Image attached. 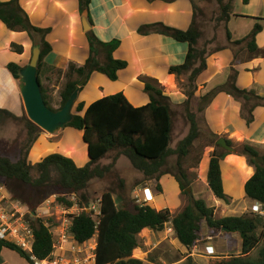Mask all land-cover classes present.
Wrapping results in <instances>:
<instances>
[{
  "label": "trees",
  "instance_id": "trees-1",
  "mask_svg": "<svg viewBox=\"0 0 264 264\" xmlns=\"http://www.w3.org/2000/svg\"><path fill=\"white\" fill-rule=\"evenodd\" d=\"M217 1L220 5L218 20L224 21L226 25L232 13V3L225 0ZM243 2L247 3L248 0H243ZM89 3L90 0H78L79 12L88 11ZM193 4L192 22L186 30H179L157 22L143 24L138 27L137 31L142 35L155 32L170 36L180 42H186L188 51L184 61L169 66L168 72L177 78L188 72L190 86L194 84L196 87L197 76L207 67V54L198 50L196 46L201 37V31L196 23L195 2ZM0 21L10 31L26 32L32 45H39L40 56L37 73L44 102L51 107L40 73L44 57L52 50L46 37L53 27H41L33 24L22 8L20 0L0 1ZM261 29L262 26L256 23L245 38L237 40L235 43L248 40L249 52H255L257 50L255 38ZM226 35L230 38L227 25ZM35 36L38 37L37 40ZM86 38L89 54L84 63L70 62L63 72L67 80L59 93L60 107L64 105L76 88L79 91L83 88L91 73L99 72L114 81L118 78V71L127 66L125 60L113 56V52L120 44L118 39L101 41L92 30L86 32ZM10 49L16 53H22L23 47L18 43L11 42ZM101 56L104 58L103 61L100 59ZM21 67L14 61L6 64V68L16 80L20 77ZM82 79L85 80V83L80 85L79 82ZM156 84L154 80H144L143 90L148 93L149 101L141 106H133L121 91L98 98L86 107L84 102L78 101L77 97L72 108V119L66 126L82 132V139L87 146L89 157V161L85 165L77 166L72 158L57 152L43 156L35 164L28 161L27 152L17 161H12L0 154V176L19 180L32 187L53 186L60 193L75 194L77 197L75 203L79 207H83L89 203L86 188L90 180L95 177H103L111 169V165L104 167L92 165L109 151L119 150L128 158L133 168L140 171L145 177H153L156 180H159L165 173L167 157L175 155L176 172L173 176L179 190L187 193L186 187L189 185L187 169L184 165L193 152L195 140L201 135L197 116L189 109L190 100L195 96L196 88L192 86L194 88L186 93L184 101L189 123L188 132L172 148L170 142L173 119L169 104L170 97L165 95L163 88ZM219 92L229 94L240 103V113L248 127H251L255 122L254 109L258 106L264 108V96L256 94L253 89L239 88L236 85V72L233 70L223 84L198 97L199 103L202 104L198 111H202ZM2 114L13 116L5 109H0V117ZM28 127L32 135L39 129L31 121L28 122ZM35 137L33 136L32 141ZM215 141L211 140L208 144L213 145L214 149L208 155L205 180L212 194L218 200L227 202L229 196L224 189L222 165L229 152L217 147ZM227 142L231 145V141ZM236 150L239 155L246 157L248 165L254 169L252 176L243 184V193L250 201L258 202L264 209V153H261L250 142L239 144ZM201 157L202 151L197 156L195 155L192 167H197ZM33 169L37 171V177L32 176ZM119 196L120 204L116 202L111 191H104L100 197V213L97 218L93 216L92 211L87 212L85 209L73 216L70 230L77 241L85 242L96 235L93 264H146L143 259L133 256V250L139 245V233L144 228L161 231L167 225L171 226L175 237L187 248L203 237L201 232L204 231V228L207 236L214 237V231L238 234L241 238L240 252L225 256H213L210 264H264V230H262L264 215L249 211L241 215L217 218L214 206H210L203 198L192 196L189 203L176 214H172L168 208L156 209L152 204L142 206L134 204L130 209L125 204L124 198ZM57 200L67 207L74 205V202L66 198L65 195L58 196ZM30 224L34 233L33 252L38 258H45L53 250V235L41 218L30 220ZM4 248L17 252L30 262L28 255L14 243L0 240V255ZM255 249H257L256 255L253 256L252 252ZM149 257L151 258V256ZM149 257L148 261L152 262L153 260ZM186 264H195V262L192 257H187Z\"/></svg>",
  "mask_w": 264,
  "mask_h": 264
},
{
  "label": "crops",
  "instance_id": "crops-1",
  "mask_svg": "<svg viewBox=\"0 0 264 264\" xmlns=\"http://www.w3.org/2000/svg\"><path fill=\"white\" fill-rule=\"evenodd\" d=\"M193 2L191 0H90L87 11L91 24L90 30L101 41L118 39L120 44L113 52V56L125 60L127 66L118 71L117 80L111 82L112 85L116 83L117 89L109 92L103 90V85L109 83L106 79L103 78V83L100 85L92 83L95 76L98 75L93 73L87 83L89 85L92 83L88 87L91 88L95 97L88 99V93L84 94L83 87L78 91V101L84 102L86 107L98 98L121 91L133 106H141L146 104L149 99L146 103L134 104L126 90H131L136 99L143 100V94L138 90H143L144 80H154L162 86H167L172 79L176 78L174 74L168 72V68L184 61L188 44L155 32L142 35L138 33L137 29L143 24L161 22L179 30H186L192 22ZM20 4L33 24L41 27H53L46 37L52 50L43 59L44 63L40 73L43 84L50 83L54 73L64 72L70 62L84 63L89 54V46L86 38L87 31H84L82 27L78 0H20ZM256 23L262 26L255 38L257 50L249 52L248 40H243L240 43H235V41L245 38ZM2 25L0 21V98L8 95L20 102L18 80L13 78L6 68V64L14 61L22 67L25 66L32 42L26 32H13ZM226 25L230 32V38L226 35L224 44L207 53V67L196 78L198 96L223 84L233 70L236 72V85L239 88L253 89L256 94L264 96V0H248L247 3H244L243 0H232V13ZM11 42L22 45V53L12 51L10 49ZM88 87L85 89H89ZM253 113L255 122L251 127H248L241 116L240 103L229 94L219 92L203 109L202 124L210 134L217 135L218 138L224 137L227 141L238 144L250 142L262 153L264 150L263 106L256 107ZM67 150L72 154L73 146H69ZM210 152L202 155L201 163L199 162L202 171L205 172L204 175H206ZM234 154L229 152L225 156L222 177L225 183L224 172L231 170L232 181H241L242 178L241 189L243 191V184L252 176L254 169L252 166L246 165L251 169L249 173H246L247 175L243 176L244 171L242 172L241 166L234 161L236 160ZM235 164L240 171L241 178L236 172ZM196 168L191 167L190 170ZM157 181L168 185L167 192L171 191L174 199L170 200L168 196L169 200H165L163 204L156 203L157 205L153 206L156 209L168 208L172 214L181 211L185 205L175 196L179 190L175 179L170 180L167 176H161ZM146 195L154 202L151 193L147 192ZM114 198L120 204L119 195H114ZM251 203L252 207L257 202L251 201ZM232 208L235 209V207ZM232 208L228 215L242 214H238L237 210ZM215 236L220 237L221 245H218V242L214 244L210 241L213 236H205L206 241L204 242L207 247L210 245L212 248L213 245V250L203 249L200 241L187 248L175 237L170 225L161 231L144 228L138 235L139 245L133 250V256L143 259L146 264H157L148 262L147 258L153 251H160L167 253L168 259L165 261L160 257L161 263L158 264H179L183 263L187 257L202 256L203 253L211 254L208 256H216L217 247L232 252V254L235 248L240 247L241 238L239 237L235 242L233 233L219 232Z\"/></svg>",
  "mask_w": 264,
  "mask_h": 264
},
{
  "label": "rangeland",
  "instance_id": "rangeland-1",
  "mask_svg": "<svg viewBox=\"0 0 264 264\" xmlns=\"http://www.w3.org/2000/svg\"><path fill=\"white\" fill-rule=\"evenodd\" d=\"M226 2H231L232 0H225ZM196 7V23L201 31V37L197 43L198 50H202L205 54L211 52L214 48L221 46L226 41V25L224 21L218 20L220 15V5L217 0H195ZM3 26V25H2ZM37 40V36H35ZM33 45H31L32 47ZM31 47L29 50V56L27 63L29 62L31 56ZM103 61V56L100 57ZM26 63V64H27ZM95 76L92 83L95 85L103 83V78L106 79L109 83H105L103 85V90L105 92L112 91L117 89L116 83L112 85L113 82L108 79L105 75L101 73ZM91 73V75L93 74ZM91 75L89 79L91 78ZM99 76V77H98ZM189 73L182 74L178 78L172 79L167 86H162L160 84H156L163 88V92L165 95L170 97L169 104L172 111V119H173V128L171 134V142L170 146L175 147L177 142L185 136L189 129V123L186 116V106L184 101L186 99V93L193 89L194 84L190 86L189 82ZM51 82H45L43 85L47 89L48 93V101L52 108L58 109L60 107V97L59 93L63 89L64 84L66 82V77H64V73H54L51 76ZM112 82V83H111ZM85 80L81 83L84 84ZM90 83V85L92 84ZM80 84V85H81ZM89 83L84 84V94L88 93V99H91L94 96L93 91ZM196 85L195 96L191 97L189 109L194 112L197 116L199 129L201 131L200 138L195 140V145L192 154L188 157L185 162V168L187 169V182L188 185L186 187L187 193H184L180 190L176 193L177 200H180L182 204L186 205L189 203L192 197L203 198L210 206L215 207V216L217 218L228 215L230 212V208L235 207L238 214L252 211V203L249 199H247L241 189L242 178L240 171L238 170L237 165L235 164L237 170V174L240 176L241 181H232L231 175L233 174L231 170H227L224 172L225 183L224 187L229 196L227 202L222 200H218L210 191L209 187L205 182L204 171L200 167V163L197 165L196 169L190 170L194 163L195 155L202 151V155H206L208 151H212L214 149L213 145L210 144L211 140H217V135H212L209 131L203 127L202 120L203 115L202 111H198V108L202 105L199 102V96L197 94L198 87ZM89 89H85V88ZM139 93L142 92L143 100L136 99L131 93V90H126V93L131 97L132 102L134 104L146 103L149 99L148 93L144 90H138ZM19 100H14L12 97L5 95L0 98V109L8 110L13 116H7L2 114L0 117V154L10 158L12 161H17L22 158L27 152V159L30 163L35 164L38 162L43 156L50 153H62L73 159L77 166H83L89 161V157L87 154V147L82 139V132L76 130L72 127L65 126L63 129L50 134L41 128L33 133L30 132V128L28 127V122L30 121L26 115L24 104L22 101V97L20 96ZM33 136H36L32 141ZM216 142V141H215ZM73 146V153L68 152V147ZM231 146L235 149L239 146L238 143L231 141ZM235 162L239 164L242 168L243 176L249 173L250 167L248 165L247 159L245 156L239 155L237 150L235 152ZM264 153V150L262 151ZM237 154V155H236ZM175 155H170L167 157V164L164 167L165 173L163 176H167L170 180L174 179L173 174L176 172L175 168ZM98 165L100 167L111 165V169L104 174L103 177L98 178L95 177L90 180L87 188L86 194L88 197L89 204H97L101 194L104 191H111L113 195H121L124 198V202L128 208H133L134 204H136L134 191L138 188L146 189L145 194L148 192L153 195L154 202L148 198V204L157 205L163 204L165 200L167 201V197L169 199H174L171 191L167 192L168 185L164 182H159L153 177H145L140 171L133 168L130 161L126 156L120 153L119 150H111L109 151L103 158L94 163L92 166ZM38 173L35 169L32 170V176L37 177ZM54 175V174H53ZM0 186L4 187V190L8 195H10L15 200L21 202L24 206V209L31 212H36V217L41 218L42 220H48L49 222H53L54 225L59 224L56 219H62L64 216L68 217L67 214H62L61 208L56 207L57 204H60L57 200L58 196L65 195L68 196V192L60 193L53 186H44V187H32L29 184L23 183L16 179H7L0 176ZM189 190V191H188ZM167 192V193H166ZM169 194V195H168ZM167 195V196H166ZM147 196V195H146ZM120 197V196H119ZM148 197V196H147ZM168 199V200H169ZM45 200H53L54 202L45 203ZM157 203V204H156ZM49 204V205H48ZM47 205V206H46ZM62 205V204H61ZM247 205V206H246ZM77 207V206H76ZM247 207V208H246ZM233 209V208H232ZM233 209V210H235ZM262 211V215H264V209L260 207ZM73 212L77 213L78 209H72ZM235 210V211H236ZM254 212V211H253ZM257 213V212H255ZM40 214L41 216H38ZM259 214V213H258ZM34 215H30L32 218ZM168 226V225H167ZM57 227V226H55ZM54 227V228H55ZM264 230V227H262ZM217 231H214V237L210 241L218 242V245H221L222 241L220 237H217ZM231 234V233H229ZM234 234V240L239 239L238 234ZM203 236L199 241L202 243L201 246L203 249H212L210 245H205L206 241L205 236H207L204 231L201 232ZM232 239V238H231ZM208 240V239H207ZM91 245L92 242L90 243ZM236 244V243H235ZM231 251V248L229 249ZM241 250V244L239 248H235L233 254L239 253ZM257 249L252 252V255H256ZM167 253H161L160 251H153L149 254L153 263L156 262L161 263L159 258L164 259L166 261ZM232 254V252H227L225 249H221V247H217L216 256H225ZM211 254L203 253L202 256L194 255L192 256L195 264H210V260L213 256H208ZM1 263L0 264H30L25 258L21 257L17 252L12 251L10 249L4 248L1 252ZM148 259V258H147ZM149 262V261H148ZM93 264V263H92ZM186 264V260L183 263Z\"/></svg>",
  "mask_w": 264,
  "mask_h": 264
},
{
  "label": "built area",
  "instance_id": "built-area-1",
  "mask_svg": "<svg viewBox=\"0 0 264 264\" xmlns=\"http://www.w3.org/2000/svg\"><path fill=\"white\" fill-rule=\"evenodd\" d=\"M146 189L138 188L134 191L136 204L142 206L148 204V197L145 194ZM74 205L67 207L66 205L57 204L56 207L61 208L64 216L62 219H56L59 224L54 225L53 222L43 220V223L49 227L52 235L54 247L50 255L45 258H38L33 252L34 233L30 220H34L36 212L27 211L18 200H15L6 193L4 187L0 186V240H5L14 243L21 250H23L29 257L30 264H92L95 259L96 235L85 242L77 241L71 230V222L73 216L85 209L87 212L92 211L95 218L99 215V202L97 204H85L79 207L75 202L77 197L75 194L66 196ZM54 202L53 200H45V203ZM49 205V204H48ZM47 206V205H46ZM77 206V207H76ZM260 205L255 203L252 206V211L262 215ZM78 209V212H73L72 209ZM34 212V214H33ZM34 215L32 218L30 215ZM38 216H41L38 214ZM57 226V227H55ZM55 227V228H54ZM211 239V237H208ZM92 242L93 245L90 243Z\"/></svg>",
  "mask_w": 264,
  "mask_h": 264
},
{
  "label": "water",
  "instance_id": "water-1",
  "mask_svg": "<svg viewBox=\"0 0 264 264\" xmlns=\"http://www.w3.org/2000/svg\"><path fill=\"white\" fill-rule=\"evenodd\" d=\"M81 22L84 31L91 29L87 10L81 13ZM40 56L38 44L31 49L29 62L21 67L18 79V88L24 109L29 120L42 130L53 134L63 129L72 119V108L78 97V88L72 92L64 105L58 109H52L44 102L41 85L37 73V64ZM84 81L82 79L79 83ZM215 145L227 152H235L236 149L228 144L227 139L220 137ZM189 191V190H188ZM34 214V212H33ZM34 220V218H33Z\"/></svg>",
  "mask_w": 264,
  "mask_h": 264
}]
</instances>
